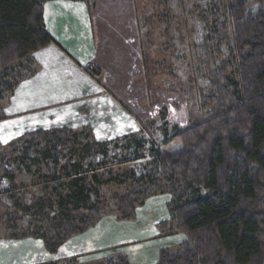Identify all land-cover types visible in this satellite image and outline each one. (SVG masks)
I'll list each match as a JSON object with an SVG mask.
<instances>
[{"label": "rangeland", "instance_id": "1", "mask_svg": "<svg viewBox=\"0 0 264 264\" xmlns=\"http://www.w3.org/2000/svg\"><path fill=\"white\" fill-rule=\"evenodd\" d=\"M130 1L136 33L128 37L127 45L141 64L131 54L135 69L130 85H108L100 95L29 115H14L15 92H3L4 85L0 86V264H101L118 257H125L128 264H158L162 250L175 254L188 239L177 229L173 212L176 203L184 202L179 200L184 190L171 191L170 174L158 154L182 150V143L171 140L174 128L189 126L187 99L193 88L200 92L210 87L209 76L197 73V48L207 44L211 69L219 72L231 63L230 74L236 78L230 32L217 29L229 23L235 0ZM243 1L251 12L264 9V0ZM120 2L119 10L125 7ZM90 3L96 10L99 0ZM120 17L118 24L123 23ZM122 48L124 41L118 44ZM90 66L100 72L92 63L83 68ZM38 68L37 63L33 69L24 63L15 75L30 78V70L36 74ZM97 80L102 81L101 72ZM162 109H167V125ZM40 132L49 136L40 139ZM134 140L142 142L138 152ZM74 165L81 167L80 174ZM94 175L101 184L93 181ZM81 178L94 190L91 205L101 211L100 217L90 219L96 221L94 226L52 254L42 235L51 236L50 224L60 212L55 203L44 212L37 205L46 198L54 201L55 190L67 192L72 181ZM150 188L148 196L140 192ZM137 192L136 217L127 220L119 210L120 200Z\"/></svg>", "mask_w": 264, "mask_h": 264}, {"label": "trees", "instance_id": "2", "mask_svg": "<svg viewBox=\"0 0 264 264\" xmlns=\"http://www.w3.org/2000/svg\"><path fill=\"white\" fill-rule=\"evenodd\" d=\"M47 1L0 0L3 92L14 93L27 78L15 75L18 67L27 63L33 69V55L57 44L44 22ZM70 1L85 3L90 13L95 8L90 0ZM229 17V23L217 29L230 32L236 78L231 77V63H225L219 72L211 69L207 44L197 48V73L209 76L210 87L200 92L193 88L187 99L189 126L174 128L171 140L182 143V150L173 155L158 154L165 173L170 174L171 191L177 194L180 188L184 190L179 198L184 202L176 203L173 212L177 229L188 238L175 254L162 250L158 264H264V9L251 12L243 0H235ZM83 69L92 76L98 74L92 66ZM34 75L35 70H30L28 76ZM9 78L14 82H5ZM166 111H160L164 125ZM37 135L40 139L49 136L43 132ZM134 143L136 152L142 149L141 141ZM74 168L80 174L81 167ZM93 181L101 184L97 175ZM151 191L153 188L140 192L148 196ZM203 191L208 194L203 195ZM93 192L84 178L76 179L67 192L55 190L54 201L46 198L37 205L44 212L55 203L60 212L50 224L51 236L42 235L48 252L56 254L70 238L94 226L96 221L90 219L100 217L101 211L91 205ZM140 192L120 200L123 218L135 219ZM101 264L128 261L118 257Z\"/></svg>", "mask_w": 264, "mask_h": 264}, {"label": "crops", "instance_id": "3", "mask_svg": "<svg viewBox=\"0 0 264 264\" xmlns=\"http://www.w3.org/2000/svg\"><path fill=\"white\" fill-rule=\"evenodd\" d=\"M118 1L99 0L91 13L83 2L49 0L44 4L45 26L57 44L33 55L39 68L14 91L11 105L17 108L14 115L44 113L60 103L100 95L105 86L132 83L134 49L128 48L127 42L136 33L133 30L135 9L130 0H120L121 4L125 2V7L119 10ZM117 16L122 17L123 23L118 24ZM121 25L123 31L119 38L125 48L118 49L121 41L117 31ZM91 63L101 72L102 81L97 80L100 75L97 70V76H92L83 69Z\"/></svg>", "mask_w": 264, "mask_h": 264}]
</instances>
